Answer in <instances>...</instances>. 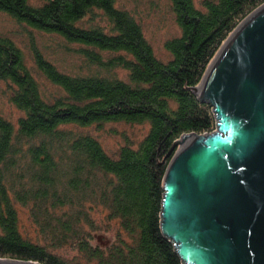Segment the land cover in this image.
Segmentation results:
<instances>
[{
	"label": "trees",
	"instance_id": "trees-1",
	"mask_svg": "<svg viewBox=\"0 0 264 264\" xmlns=\"http://www.w3.org/2000/svg\"><path fill=\"white\" fill-rule=\"evenodd\" d=\"M166 1L178 34L164 41L162 59L115 0H0L1 13L57 35L82 61L80 72H61L30 39L34 69L58 90L48 97L22 49L0 36V82L19 112L15 121L0 113L1 259L184 264L160 229L170 148L183 134L216 130L211 106L192 88L264 0ZM117 123L143 125L146 133L111 154L97 133ZM16 205L28 208L45 242L21 236ZM93 212L101 217L97 227ZM106 225L114 231L103 247L96 233ZM57 249L77 256L62 257Z\"/></svg>",
	"mask_w": 264,
	"mask_h": 264
},
{
	"label": "water",
	"instance_id": "water-1",
	"mask_svg": "<svg viewBox=\"0 0 264 264\" xmlns=\"http://www.w3.org/2000/svg\"><path fill=\"white\" fill-rule=\"evenodd\" d=\"M192 92L211 106L217 128L172 144L161 232L184 264H264V4L234 29Z\"/></svg>",
	"mask_w": 264,
	"mask_h": 264
},
{
	"label": "rangeland",
	"instance_id": "rangeland-1",
	"mask_svg": "<svg viewBox=\"0 0 264 264\" xmlns=\"http://www.w3.org/2000/svg\"><path fill=\"white\" fill-rule=\"evenodd\" d=\"M32 2L37 3L38 0H32ZM115 5L117 8L126 9L133 14L137 22L141 25L143 34L152 46L155 55L162 59L167 58V53L163 49V43L165 40L178 34V28L173 21L167 1L115 0ZM0 36L10 38L22 49L27 57L29 63L28 67L40 84L42 93L48 97L53 93L58 94V90L53 85L49 84L41 74L34 69L29 54L30 39L34 40V43H36L37 48L43 56L51 61L59 71L71 74L80 72L82 66L81 59L68 50V48H74L75 46H70L68 43H65V41L57 35L42 33L23 27L6 14L0 12ZM119 74L123 75L122 72ZM6 93L7 90L5 85L0 82V113L4 118L15 121L19 116V112L8 103L7 98H5L7 95ZM145 133L146 127L143 125L117 123L106 124L104 129L97 133V136L105 150L112 154L124 143V141H126L125 139L135 142ZM16 211L17 229L21 236L33 242H45L39 227L34 223V220L30 218V211L28 208L16 205ZM91 217L95 221V226L97 227L98 223H101V217L94 212ZM106 227L107 231H103L104 233H96L98 236H101L98 240V242L102 244L101 246L108 243L114 231L109 226L106 225L104 228ZM55 251L58 255L65 258L74 259L77 256L76 250L67 251L66 249H57Z\"/></svg>",
	"mask_w": 264,
	"mask_h": 264
},
{
	"label": "flooded vegetation",
	"instance_id": "flooded-vegetation-1",
	"mask_svg": "<svg viewBox=\"0 0 264 264\" xmlns=\"http://www.w3.org/2000/svg\"><path fill=\"white\" fill-rule=\"evenodd\" d=\"M104 246H107V245H103V247H104Z\"/></svg>",
	"mask_w": 264,
	"mask_h": 264
}]
</instances>
